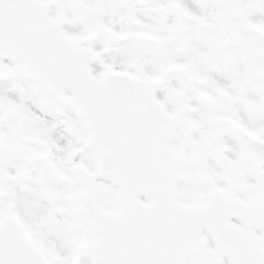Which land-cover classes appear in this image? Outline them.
Masks as SVG:
<instances>
[{
    "label": "snow or ice",
    "instance_id": "snow-or-ice-1",
    "mask_svg": "<svg viewBox=\"0 0 264 264\" xmlns=\"http://www.w3.org/2000/svg\"><path fill=\"white\" fill-rule=\"evenodd\" d=\"M0 264H264V0H0Z\"/></svg>",
    "mask_w": 264,
    "mask_h": 264
}]
</instances>
